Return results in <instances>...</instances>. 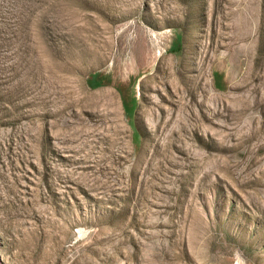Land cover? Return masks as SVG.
I'll list each match as a JSON object with an SVG mask.
<instances>
[{"label":"rangeland","instance_id":"374dc122","mask_svg":"<svg viewBox=\"0 0 264 264\" xmlns=\"http://www.w3.org/2000/svg\"><path fill=\"white\" fill-rule=\"evenodd\" d=\"M0 264H264V0H0Z\"/></svg>","mask_w":264,"mask_h":264}]
</instances>
